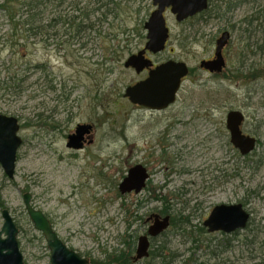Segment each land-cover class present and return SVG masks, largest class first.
<instances>
[{
	"label": "rangeland",
	"instance_id": "obj_1",
	"mask_svg": "<svg viewBox=\"0 0 264 264\" xmlns=\"http://www.w3.org/2000/svg\"><path fill=\"white\" fill-rule=\"evenodd\" d=\"M32 3L41 28L30 36L20 25L27 14L20 16ZM209 3L211 18L182 23L166 10L170 39L160 59L182 61L190 74L176 103L152 112L123 94L138 80L124 63L145 47L153 0H0V113L19 120L23 140L14 179L0 164V230L8 209L25 264H51L25 194L90 264L123 249L127 231L137 229V239L144 235L146 220L164 211L173 223L151 244L153 252L163 246V256L137 264H264V0H234L235 10L220 19L214 16L217 0ZM232 13L242 29L233 36L225 70L208 74L200 63L214 55L215 39ZM65 15L73 27L59 23ZM231 110L245 115L243 132L258 139L248 156L230 141ZM87 123L94 125V143L69 149L68 136ZM137 164L149 170L148 186L122 196L118 186ZM139 202L144 208L138 214ZM221 204H242L251 214L248 226L209 233L203 223Z\"/></svg>",
	"mask_w": 264,
	"mask_h": 264
},
{
	"label": "water",
	"instance_id": "obj_2",
	"mask_svg": "<svg viewBox=\"0 0 264 264\" xmlns=\"http://www.w3.org/2000/svg\"><path fill=\"white\" fill-rule=\"evenodd\" d=\"M156 9L144 24L147 31V42L140 52L131 55L124 66L141 73L152 66V61L145 58L147 51L157 54L165 51L170 38L165 12L170 9L176 21L182 23L189 18L205 12L209 8V0H153ZM231 36L224 32L217 40L215 59L202 61L200 68L211 74H221L225 67L222 54L229 43ZM189 75V67L184 62L168 61L156 69L151 70L149 77L133 86H128L124 97L133 105L142 106L151 111H162L176 103L182 81ZM245 115L238 110H231L226 117V128L230 133L232 145L239 150L242 156H248L257 147L258 139L243 132L242 126ZM20 123L16 117L0 113V164L5 175L14 179L18 157V149L23 140L18 135ZM92 124H79L75 132L68 136L67 147L80 151L86 145L94 142ZM148 169L137 164L130 168L125 178L120 182L118 189L122 196L141 194L150 180ZM26 212L36 231L40 232L51 252V264H90V258L83 257L76 251L68 248L54 230L50 219L32 205V195L23 197ZM4 224L0 230V264H25L20 250L18 235L19 228L8 209L2 211ZM251 219L242 204H221L214 207L203 225L209 233L223 232L232 234L245 229ZM148 221L151 225L147 233L137 239L134 262L142 261L150 256L151 239L159 237L170 227V216H151Z\"/></svg>",
	"mask_w": 264,
	"mask_h": 264
},
{
	"label": "trees",
	"instance_id": "obj_3",
	"mask_svg": "<svg viewBox=\"0 0 264 264\" xmlns=\"http://www.w3.org/2000/svg\"><path fill=\"white\" fill-rule=\"evenodd\" d=\"M209 6H210V3H209ZM208 9L202 13L201 17L208 16V18H211L212 13H211V10H208ZM20 11H22V10H19L17 12V15H16L17 17L19 15ZM75 11H77V10H75ZM37 14H38L37 6H34L33 3L29 4L26 12L23 13V11H22V14L20 16L21 18H23V16L26 15L27 19L24 22H22V24H20V22L15 23V27H14L15 30H18V26L20 24L22 26L28 27L26 31L29 33L30 36L37 35V31L41 28L37 25L35 26V22H36L35 16H37ZM16 16H12V18H11L12 21L15 20ZM214 16H217V13H215ZM60 19L61 20L59 21V23L62 25L63 28L64 27H73L72 26L73 22L70 21L69 15L62 16ZM77 19H78V17H73L72 21H74V23H76ZM56 21H58V20L57 19L51 20L49 27L53 28L55 26L54 23ZM77 26L79 27L77 30V33H79L80 28H83L82 23H78ZM156 198L159 199L160 197H156ZM162 199H163V201L168 202L167 198H162ZM142 208H144V205L142 202H139L138 206L135 207L134 212H137L139 214ZM163 214H168V212L164 211ZM135 216H136L135 217L136 219L139 218V216H137V215H135ZM142 219L143 218L141 217V220ZM172 223H173V219H171V224ZM165 233H163V234H165ZM137 236H138L137 229L133 230L130 234H128V231H127L126 235L124 237H122V241H121V243H123V245H124L123 249H118V248L114 249L110 254L107 255L106 259L103 262L94 261V263H98V264H136L133 262L132 257H133L134 252H135V244H136ZM163 249H164V247L162 246L161 249H156V252L150 251V255H156V257H162L163 256V254H162Z\"/></svg>",
	"mask_w": 264,
	"mask_h": 264
},
{
	"label": "flooded vegetation",
	"instance_id": "obj_4",
	"mask_svg": "<svg viewBox=\"0 0 264 264\" xmlns=\"http://www.w3.org/2000/svg\"><path fill=\"white\" fill-rule=\"evenodd\" d=\"M234 1V0H233ZM233 1L232 0H217V17L220 19V18H225V16L226 15H229L230 14V12H232V11H234L235 10V7L233 6ZM249 0H242V2L243 3H247ZM170 10V9H169ZM219 10V11H218ZM221 11L223 12V11H225V12H223V14L221 13ZM202 15V13L201 14H199V15H196V16H194V17H199V16H201ZM236 16H237V14L236 13H232V16L231 17H228L227 19H225V25H224V27L223 28H221L220 30H219V33H220V36L224 33V32H229L230 33V36H231V38H230V40H229V43L227 44V46L223 49V51H222V54H223V57H224V60H225V64H226V66H227V53H228V50H231V48H230V46H231V44H232V40H233V36H234V34H235V32L239 29H242V22H241V20L240 19H238V21H240V22H236L237 20H236ZM194 17H192V18H194ZM189 19H191V18H189ZM188 20V19H187ZM186 20V21H187ZM248 20V18H246V17H244L243 18V21H247ZM185 22V21H184ZM220 36L218 37V38H216L215 39V44H217V40L220 38ZM170 39V38H169ZM168 42H169V40H168ZM167 45H168V43H167ZM141 50H143V49H141ZM141 50H139L138 52H140ZM215 50H216V47H215ZM137 52V53H138ZM163 52H165V51H163ZM163 52H161V53H157V54H153V53H151V52H149V51H147L146 53H145V58L146 59H149V60H151L152 61V66L149 68V69H145V70H143L141 73H136L137 74V76H138V80L137 81H135L133 84H131V85H129V86H133V85H135V84H137V83H139V82H141V81H144L145 79H147L148 77H149V74H150V71L151 70H154V69H156L158 66H160V65H162V64H164V63H166V62H168V61H171V60H173V59H171V58H163V59H160V57H161V54L163 53ZM213 59H215V52H214V55L212 56V57H210V58H208V59H206V61H210V60H213ZM173 61H176V60H173ZM202 61H204V60H202ZM201 61V62H202ZM178 62H182V61H178ZM226 68V67H225ZM241 69V68H240ZM133 70V69H132ZM204 72H206V73H208V74H211V73H209L208 71H206V70H204V69H202ZM225 70V69H224ZM189 74H190V68H189ZM246 74V73H245ZM211 75H214V74H211ZM187 78V77H186ZM186 78H184L183 79V81L182 82H184L185 80H186ZM183 84V83H182ZM128 87V86H127ZM126 87V88H127ZM126 88H125V90H126ZM124 93H125V91H124ZM178 97V96H177ZM123 98L125 99V100H127L128 102H130L129 101V99H127V98H125L124 97V94H123ZM177 101V100H176ZM133 105V104H132ZM134 106H138V105H134ZM138 107H141V108H144V107H142V106H138ZM145 109H147V108H145ZM165 110H167V109H165ZM165 110H162V111H165ZM151 111V110H150ZM162 111H152V112H162ZM19 121V120H18ZM87 124H90V123H87ZM93 125V124H92ZM94 125H93V138H94ZM94 143V142H93ZM92 143V144H93ZM91 144V145H92ZM89 146V145H88ZM81 151V150H80ZM149 171V170H148ZM150 173V172H149ZM151 176V175H150ZM151 178V177H150ZM161 213V212H160ZM154 215H158V214H154ZM164 215V216H163ZM151 216H153V215H151ZM150 216V217H151ZM159 216H161V217H165V216H170L169 214H163V213H161V214H159ZM149 217V218H150ZM148 218V219H149ZM148 219L146 220V224L148 225V227L151 225V221H148ZM170 225H171V216H170ZM166 232V231H165ZM164 232V233H165ZM146 233H147V231H146ZM145 233V234H146ZM163 234V233H162ZM161 234V235H162ZM160 235V236H161ZM155 239V238H154ZM152 240L153 239H151V244H152ZM135 249H136V247H135ZM150 251H151V247H150ZM135 253V252H134ZM134 256H135V254L133 255V259H134ZM150 257V256H149ZM91 261V260H90ZM133 262H134V260H133ZM140 261H138V262H134V263H139Z\"/></svg>",
	"mask_w": 264,
	"mask_h": 264
},
{
	"label": "bare ground",
	"instance_id": "obj_5",
	"mask_svg": "<svg viewBox=\"0 0 264 264\" xmlns=\"http://www.w3.org/2000/svg\"><path fill=\"white\" fill-rule=\"evenodd\" d=\"M251 220V219H250ZM250 223V222H249Z\"/></svg>",
	"mask_w": 264,
	"mask_h": 264
}]
</instances>
